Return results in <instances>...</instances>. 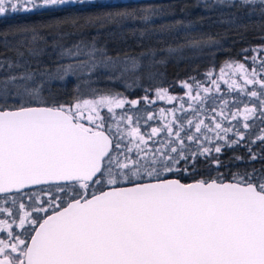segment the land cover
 Here are the masks:
<instances>
[{
	"label": "snow or ice",
	"instance_id": "snow-or-ice-1",
	"mask_svg": "<svg viewBox=\"0 0 264 264\" xmlns=\"http://www.w3.org/2000/svg\"><path fill=\"white\" fill-rule=\"evenodd\" d=\"M257 16L264 41V0H0V264H264V43L163 86L186 49L224 48L206 19L243 39Z\"/></svg>",
	"mask_w": 264,
	"mask_h": 264
},
{
	"label": "trees",
	"instance_id": "trees-1",
	"mask_svg": "<svg viewBox=\"0 0 264 264\" xmlns=\"http://www.w3.org/2000/svg\"><path fill=\"white\" fill-rule=\"evenodd\" d=\"M111 3L116 4H148V3H169L170 0H109ZM192 2V0H190ZM228 9H223L222 12H216L213 15V20L217 16H220L222 18L227 19ZM209 13H205L201 9H192L190 18L195 19L198 16H205L207 17ZM39 18L32 17L30 20H23L18 19L16 21H10L11 24L16 23H29L32 21H35ZM259 22V18L254 17L253 21L250 22V26L248 31H244L243 28H241L239 31L243 34V39L240 38V35H238L235 31H230L228 29L227 23H213L211 21H208L207 19L203 23V30L206 32H211L213 34L220 32H228V36L226 40H223L222 43L224 45V48L222 50H205L204 52H196L190 49H186L182 54H178L179 58L177 60H172L168 63L166 70H165V80L163 81V86L169 88V93L175 96H183L185 90L180 87L179 81L181 80H189V77H195L197 81H202L205 84L207 83L205 73L209 69H213L214 71L219 72V68L222 66V62L225 61L228 58H234L237 60H242L243 56H238L237 53L240 52V50L244 47H255L259 46L264 41H261L259 36L260 32L257 31L254 27ZM8 25H5L3 23H0V28H6ZM131 44V41H129ZM175 46V44L173 45ZM248 56L253 55L252 52L247 53ZM248 63H251L248 61ZM213 64H215V68H213ZM191 82V81H189ZM171 85V87H169ZM106 85L104 83H101L99 87L104 88ZM111 86V85H109ZM73 84L72 82H69L67 84V91L65 93H62L65 97L71 94ZM117 91L124 92L126 96H128L130 99H138L139 97H142L144 95L142 88L133 87L128 90H125L124 86L122 84H117L114 86ZM221 89L223 90V93L227 92V87L223 84H221ZM220 95V94H217ZM234 95V94H233ZM150 96L152 98H155L154 92L150 93ZM229 99L230 103H233L232 95H229L226 97ZM244 99V98H241ZM179 100L174 102L175 105L178 106ZM186 102V98H185ZM174 105L172 104H165L164 101L157 100L155 104L152 105H145L144 102L141 100V103L137 106V108H131L130 105H126V108H130L132 113H135L137 115L144 116V119H146L145 115V109H148L149 107L152 110H155L156 112L160 108H172ZM139 109V111H138ZM121 111V110H117ZM181 113H178L180 115ZM149 124L155 126L159 123L158 120L156 121H150ZM141 128L144 129L145 125L143 120H141ZM243 131V129H241ZM258 131V129H257ZM232 150H226L225 155L222 157V159L225 161L226 166L222 167L220 169V174L213 171L211 173L212 176H219L222 180H232L231 173L238 171L237 163L233 161L232 163H228L229 158L233 155ZM237 155H244L246 154V149L244 148H238L235 152ZM255 167H260L259 161L251 162ZM244 165H239V168H243ZM201 171H206V169L202 168ZM222 174V175H221ZM187 178V177H186ZM196 179H199L201 177L196 176Z\"/></svg>",
	"mask_w": 264,
	"mask_h": 264
},
{
	"label": "rangeland",
	"instance_id": "rangeland-1",
	"mask_svg": "<svg viewBox=\"0 0 264 264\" xmlns=\"http://www.w3.org/2000/svg\"><path fill=\"white\" fill-rule=\"evenodd\" d=\"M178 104H179V102H177ZM165 104H167V103H165ZM165 109H167V108H165ZM168 109H171V108H168ZM157 112H159V110L157 111ZM27 202V201H26Z\"/></svg>",
	"mask_w": 264,
	"mask_h": 264
},
{
	"label": "water",
	"instance_id": "water-1",
	"mask_svg": "<svg viewBox=\"0 0 264 264\" xmlns=\"http://www.w3.org/2000/svg\"><path fill=\"white\" fill-rule=\"evenodd\" d=\"M223 181L227 182V181H230V180H223Z\"/></svg>",
	"mask_w": 264,
	"mask_h": 264
}]
</instances>
